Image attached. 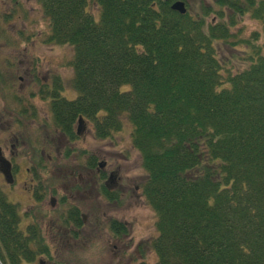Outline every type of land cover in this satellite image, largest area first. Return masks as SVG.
I'll return each instance as SVG.
<instances>
[{
    "label": "trees",
    "instance_id": "1",
    "mask_svg": "<svg viewBox=\"0 0 264 264\" xmlns=\"http://www.w3.org/2000/svg\"><path fill=\"white\" fill-rule=\"evenodd\" d=\"M177 1L186 5L36 0L47 41L72 49L76 98L52 101L53 124L71 137L81 117L103 139L127 121L155 216V264H264V0H200L183 15L170 9ZM243 16L259 24L248 38L231 30ZM217 42L244 48L241 67L222 62ZM8 239L0 217V262L29 261L31 249Z\"/></svg>",
    "mask_w": 264,
    "mask_h": 264
},
{
    "label": "rangeland",
    "instance_id": "2",
    "mask_svg": "<svg viewBox=\"0 0 264 264\" xmlns=\"http://www.w3.org/2000/svg\"><path fill=\"white\" fill-rule=\"evenodd\" d=\"M199 7L200 0H186L185 8L190 14L198 13ZM88 10L93 16H97L98 9L95 6L89 5ZM206 21L214 23L217 20L210 14ZM231 30L233 33H238L241 38H248L253 31L260 29L257 22L243 16L237 19ZM47 37L48 24L36 0H0V54H2L0 55V97H3L0 101V118H7L4 109L11 111V133L24 142V148L21 151L27 156V159H35L40 151L36 144V139L40 136L35 129L30 127L32 124L29 114L23 115L22 120L18 119L19 115H22L20 100L26 99L28 95L25 89L19 91L18 88L23 84L17 80V77L21 76L22 68L28 66L30 60L34 59L33 63L40 72L39 84H43L42 79H53L56 85L55 89L59 84L63 86L60 97L68 101L76 98V92L71 85L72 69L69 66L72 49L68 45L53 44L47 41ZM215 46L217 55L222 59V62L230 63L232 67H241L240 57L244 48L231 50L221 42H217ZM3 56L10 61L11 66H8L5 61H1ZM126 88L122 87L121 90ZM42 97L47 99L45 94H42ZM34 102L38 110L34 119L36 124H39L41 119V123L44 124L45 118L50 122L47 100L42 103L36 99ZM34 132L38 136L33 134ZM129 133L130 126L127 121L119 132L113 133L107 139H97L89 131L74 140L71 146H66L69 149L64 148V153L65 149L68 151L66 156L64 153L59 158L53 155L52 158L56 164L49 165L46 170H41L42 185L45 183L43 187L47 184V190L55 191L56 197H69L67 206L77 207L83 212L96 208H114L113 205H106L95 199L92 182L96 177L93 173L90 175V182L86 179L77 180L78 174L81 178L84 177L83 169L87 170L84 164L86 165L87 161H91V159H94L95 162L106 161L107 164H117L120 173L131 180L130 184L133 183L138 187V194L141 195L138 201L135 197L123 198L121 206L119 205L122 208V214H125V221H129L130 230L126 231L125 235L109 239L110 233L105 226V220L101 221V227L96 229L97 232L91 223L90 228H84L86 236L79 235L76 239L75 247L56 248V251L53 248H48L49 257L47 259L53 260V264H155L156 256L148 248L149 241L156 236L155 216L141 194L145 172L141 167L137 151L132 148ZM36 147L38 148L34 151ZM58 152L60 153V151ZM64 172L68 174H64ZM45 204L42 205L43 208L47 207ZM37 207L41 206L37 205ZM89 237L90 241H88ZM0 264L2 263L0 262ZM18 264L33 263L29 260Z\"/></svg>",
    "mask_w": 264,
    "mask_h": 264
},
{
    "label": "flooded vegetation",
    "instance_id": "3",
    "mask_svg": "<svg viewBox=\"0 0 264 264\" xmlns=\"http://www.w3.org/2000/svg\"><path fill=\"white\" fill-rule=\"evenodd\" d=\"M2 59L1 61H5L8 66H11L10 61L4 56ZM33 62L34 59L30 60L28 66L22 68L21 76L17 77L18 82L23 83L18 86L19 91L25 89L28 94L26 99L20 100L22 115H19L18 119L22 120L23 115L29 114L32 124L30 127L35 129L40 136L36 139L40 151L38 150L35 159H27V156L21 151L24 148V142L11 133V111L4 109L7 118H0V193L9 208H1L0 217L3 219L5 230L9 236L8 246L30 248V262L33 264H53V260L47 259L49 257L48 248H53L56 251V248L75 247L76 239L79 235L86 236L84 228H90L91 223L94 225L95 232H97L96 229L101 227V221L105 220V226L110 233L109 239H116L125 235V232L130 230V226L128 225L129 221H125V214L123 215L121 212L122 199L135 197L138 201L141 195L138 194V187L133 183L130 184L129 181L131 180L120 173L117 164H107L106 161L95 162L94 159L88 160L86 165L84 164L89 174L83 169L84 177L81 178L78 174L77 180L86 179L90 182V175L93 173L96 177L92 182L95 199L100 203L113 205L114 208H96L95 210L83 212L77 207L67 206L69 197H56L55 191L47 190V184L43 187L45 183L42 185L41 170H46L49 165L56 164V161L52 158L53 155L57 158L61 157L66 146H71L74 140L89 133V131L92 132L94 137L95 135L92 122L81 117L76 118L71 137L62 134L54 126L51 103L55 98L60 97L63 86L59 84L58 88L55 89L56 85L53 79H42L43 84H39L40 72ZM54 77L56 78V75ZM42 94H45L47 99H43ZM2 99L3 97H0V101ZM36 99H39L42 103L47 100L50 122L46 118L45 122L43 120L44 124L41 123L42 119L39 120V124L34 121L38 114L37 107L34 105ZM17 122L20 123L19 120ZM50 129H52V132H50ZM66 148L69 149V147ZM67 154L68 151L65 149L64 156ZM45 192L46 195H44ZM43 204L47 207L43 208ZM37 205L41 207L38 208ZM88 241H90V237ZM0 246H2L1 242ZM0 256L4 262L9 259L8 256V259L5 255L0 254ZM12 259L18 263L25 262L20 256L13 255Z\"/></svg>",
    "mask_w": 264,
    "mask_h": 264
},
{
    "label": "water",
    "instance_id": "4",
    "mask_svg": "<svg viewBox=\"0 0 264 264\" xmlns=\"http://www.w3.org/2000/svg\"><path fill=\"white\" fill-rule=\"evenodd\" d=\"M170 9L180 15H183L186 13V10H185V7H184V4L183 2H180V1H177L175 3H173L171 6H170ZM101 166V165H100Z\"/></svg>",
    "mask_w": 264,
    "mask_h": 264
}]
</instances>
